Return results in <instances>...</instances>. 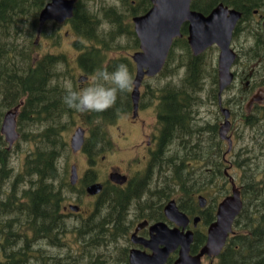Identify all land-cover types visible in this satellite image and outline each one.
<instances>
[{
	"label": "trees",
	"instance_id": "16d2710c",
	"mask_svg": "<svg viewBox=\"0 0 264 264\" xmlns=\"http://www.w3.org/2000/svg\"><path fill=\"white\" fill-rule=\"evenodd\" d=\"M47 2L0 0V122L6 110L23 102L19 109L18 132L32 145V149L25 152L19 173L14 175L9 165L10 152L0 135V215L16 211L22 217L17 224L4 225L0 220V239H58L56 245L61 246L67 233L60 212L65 199L62 191L64 187L72 189L65 183V173L62 176L59 169V160L69 151L64 134L77 124V118L87 129L82 152L89 161L111 151L113 143L108 127L114 125L121 115L131 114L132 87L118 93L115 104L102 112L80 113L67 108L62 102L65 82L72 80L76 88L67 55L49 52L35 56L42 39L50 40L53 47H58L63 37L57 31L59 25L51 22L47 24L51 25L52 34L46 24L36 42L38 16ZM219 3L242 13L235 36L242 30L246 33L254 30L255 48L246 55L248 60L254 61L253 64L258 63L256 68L261 66L258 74L252 76L256 74L264 78V58L257 48L262 34L257 26L251 27L252 30L248 24L244 29L240 28V24L252 19L254 10L260 9L263 0H193L191 9L208 14ZM126 7L131 6L127 3ZM150 7V0H140L131 15L144 14ZM105 20L102 22L96 18L84 8L83 1L76 0L70 25L71 33L76 37L73 46L79 52L77 65L89 77L97 67L103 66L111 71L117 64L124 63L133 77L134 66L127 57L110 58L114 52L138 48L131 19L110 17ZM67 24L69 26V21ZM121 38L126 39L125 46L121 44ZM178 48L183 50L179 65L175 67H180V72H174L170 65L177 62ZM170 72L171 81L164 86L161 83L153 91L161 94L157 108L160 139L164 140L167 134L169 141L176 142L177 146L164 159L159 154L141 178L130 182L127 188H138L137 195L108 196L97 202L90 220L80 225L77 239H87L82 242L94 246L105 242L113 248L110 251L94 248L99 264H115V236L122 229L115 221L124 219V214H116L122 204L126 205V210L131 204L137 205L138 219L158 221L164 220L162 208L165 202L175 199L179 209L188 216L202 215L206 226L214 220L218 200L229 193L223 172L227 165L221 159L224 146L217 134L220 115L216 111L214 118L208 120L200 116L202 108H217L216 68L206 59V52L194 57L186 41H182L173 44L160 75L168 76ZM239 77L245 80L247 75ZM242 92L227 101L234 107L230 111L231 118L239 114L243 125L252 129L249 144L235 152L233 159L241 174L239 188L243 207L216 264H264V105H255L251 114L238 113L237 108H242L246 100ZM164 93L168 96H163ZM93 175L92 170H87L84 181H93ZM21 186V193L5 189H21ZM107 187L105 184L104 190ZM199 194L209 200L203 210L196 202ZM106 205L109 207L105 208ZM105 209L106 215L101 216ZM103 237L109 239L103 241ZM204 242L205 236L197 233L191 253H196ZM174 258L170 256L167 264H171ZM124 260L126 262L127 258ZM0 264H8L7 258L0 256Z\"/></svg>",
	"mask_w": 264,
	"mask_h": 264
},
{
	"label": "water",
	"instance_id": "95a60500",
	"mask_svg": "<svg viewBox=\"0 0 264 264\" xmlns=\"http://www.w3.org/2000/svg\"><path fill=\"white\" fill-rule=\"evenodd\" d=\"M192 0H150L151 8L143 15L132 18L134 33L139 41V50L131 55L135 63V75L132 83L131 101L132 116H137L139 102V88L143 78L157 75L163 68L172 43L181 36L180 28L188 23L187 43L194 56H199L206 49L216 46L219 50L217 57L218 101L221 104L222 92L231 84L234 74L231 67L236 60V53L231 48L233 31L241 19V12L228 8L219 3L208 15H203L190 8ZM75 0H49L41 9L38 16V37L46 23L53 21L64 24L72 18ZM264 31V21L262 23ZM37 37V38H38ZM37 42V41H36ZM85 76H79L77 81L84 82ZM252 101H250L251 103ZM249 103V104H250ZM17 108L7 111L2 119L0 134L8 144L7 150L18 138L16 132ZM224 121L219 129V137L228 142L227 152L231 149V140L226 137L229 129V110L220 108ZM84 141V130L77 128L70 138V148L77 152ZM111 181L124 184L126 178L118 174L110 175ZM77 180L75 166L71 167L70 183ZM101 184H92L86 191L90 195L101 191ZM199 206L204 207L206 200L198 197ZM77 211V208L70 206ZM242 209L240 192L231 180V194L224 197L217 205L215 221L212 222L206 233V242L200 251L192 255L190 246L193 242V233L184 231L189 219L182 213L174 200L166 203L164 214L176 227L168 228L166 224L158 222L150 227L151 238L139 239L132 234L131 241L140 244L150 252L140 249H131L129 264H165L170 254L177 251V258L172 264H200L203 256H218L223 249L227 238L232 233V226ZM194 219V223L198 221ZM181 227V229H179Z\"/></svg>",
	"mask_w": 264,
	"mask_h": 264
},
{
	"label": "flooded vegetation",
	"instance_id": "af4514ba",
	"mask_svg": "<svg viewBox=\"0 0 264 264\" xmlns=\"http://www.w3.org/2000/svg\"><path fill=\"white\" fill-rule=\"evenodd\" d=\"M83 1V0H81ZM140 0H117V5L111 6L110 5H103L97 7L98 13L93 11L92 4L96 5V1L92 0H85V3H87L86 8L89 12L94 14L96 18L99 19H107L110 17H116V18H127L131 19L135 16L139 15H131V11L133 9L137 8V4ZM130 4V8L126 7V4ZM263 5V6H262ZM261 5L260 9L254 10L252 14V19L250 20L253 23H257V28L260 30L262 34L261 41H258L257 48L260 50V52L263 54L264 58V31L262 29V23L264 21V0L263 4ZM256 11V12H255ZM142 15V14H141ZM69 19V33H71V25H70ZM246 23V22H245ZM259 32V35H260ZM181 36L178 38H175L173 41V44L176 42H182L186 41L187 43V35H188V23L185 22L182 24L180 28ZM239 35H233L231 46L233 43V40ZM254 39V38H253ZM260 43V44H259ZM74 47V46H73ZM255 48V40L253 43V46L251 49ZM250 49V50H251ZM137 51V49H136ZM135 52V51H134ZM238 55V54H237ZM240 55V54H239ZM239 55L237 56L239 59ZM130 58V56H129ZM168 60V59H167ZM258 66V63L254 64L252 66V69L248 73V77H251L253 74L254 67ZM234 74V81L236 80L242 87V90H248L249 89V80L244 83L247 78L244 80V77L240 78L237 73L233 72ZM162 77L160 74L154 77H145L140 88L144 86L147 88L144 93L140 92V99H139V108L138 113L136 117L132 116V113L130 114V119H125L126 123L124 125L114 126V130L116 132H119L115 137V147L112 148L111 151L106 153L104 156H100V161H107L110 157L109 154L119 152L116 164H108L110 166H107L104 168V172L108 173L107 179L104 181L100 180V177L97 172V159L93 161H89L86 155H83L85 159V165L91 166L88 167L82 175H79V171L77 168V165H74L78 172V180L72 189V192L76 195V197H80L81 199H93V203L90 207H88L86 210L81 209L79 205L77 211H73L69 209V212L65 211L69 215L76 217V216H83V219H81V222L89 221L90 216L93 214L94 209L98 206L99 201L104 200L108 198V196L113 194H118L121 196L125 195H133L138 194L139 189L138 188H127V186L130 184L132 180H136L137 178H141L146 171L149 169L150 163L155 159L159 154H162V159L166 158L174 149V147L177 146V143H173V141H169L167 138V134L164 140L160 139V131L161 127L159 125V119H158V105L160 104V96L161 94L158 91H153L152 88L149 87L148 84H146V80L153 79V78H159ZM233 81V83H234ZM168 81H165V83L162 84L164 86ZM237 84V85H239ZM233 86V85H231ZM230 88V87H229ZM251 88V87H250ZM158 89V88H156ZM228 90V89H227ZM226 91V90H225ZM259 91H262L259 89ZM143 94V96H142ZM224 94V91H223ZM163 96L167 97L168 94L164 93ZM143 98H145L147 102L146 108L142 105ZM253 101L252 104H247L249 107L251 105L260 104L261 101L256 97H252ZM23 102H20L18 106L17 113H16V129L18 131V117L20 115V107ZM221 105L223 108L228 109V101L222 100ZM246 105V106H247ZM217 107L219 109V101L217 97ZM247 107V108H249ZM151 108V112L155 115L156 125L148 129L146 128L145 121L140 119V113L142 111L149 110ZM254 109V106H252V110ZM220 113V118H221ZM126 117V114L121 115L120 118L117 119L116 123ZM231 117V116H230ZM222 116V120H223ZM115 123V124H116ZM121 127L124 128V130L121 129ZM219 127V123H218ZM87 134V131H86ZM231 136H229L233 141V134L230 133ZM222 144L226 145L225 141H222ZM117 146V148H116ZM122 151H127L131 154H142V161H141V167H138V169H132L131 171L128 170L127 165L124 160L118 159L121 157ZM80 152V151H79ZM77 152V153H79ZM76 153V154H77ZM222 159V156H221ZM224 160V158H223ZM228 163V162H227ZM69 168V172H70ZM229 168V167H227ZM87 170H92L94 173L93 175V181H90V179H87L84 181V175ZM111 174H118L121 176H124L126 178V183L123 185H120L118 183L112 182L109 177ZM138 182V181H137ZM94 183H100L102 185V189L98 194L95 195H89L86 193L87 187H89L91 184ZM107 184L108 187L104 190V185ZM138 184V183H137ZM78 185V186H77ZM114 186V187H111ZM118 186V187H117ZM8 191L23 192V189H12V188H5ZM104 190V193L101 195V192ZM136 194V195H137ZM84 197V198H83ZM127 197V196H125ZM21 201H25V199H20ZM79 200V201H80ZM109 207V205H106L105 208ZM136 207V210H135ZM119 212L116 214L122 215L124 213V219L122 221H115L116 224L119 227H122V229L119 230V234L116 235V243L114 244V254L115 255V264H129V252L132 248H139L141 249L144 247L139 244H131L130 239H132V234H136V236L139 239H150L151 238V232H150V226L154 223L163 221H149L147 219H138L137 218V205L131 204L128 209L126 210V205L122 204L121 207H119ZM106 215V209L104 210L103 214L101 216ZM190 221L187 225L186 229L193 231L194 239L197 233L205 235L204 230L200 229L199 226H201L203 229V216L202 215H194V216H188ZM194 217H199V220L194 223ZM0 220L4 225L8 224H17L22 220V217L19 215L18 212L12 211V213L8 214H2L0 215ZM113 221V220H112ZM145 221L147 223H145ZM168 227H174L173 224H169V222H165ZM3 225V226H4ZM80 226H74L72 231V239H63V244L61 246L56 245V241L58 239H0V243H2V246H0V256H3L6 260H8V264H12L13 261L18 262L19 264H99L97 262V258H95V252L93 251L95 247L98 249L105 251V250H113L112 246L100 244L98 246L85 244L82 241L87 239H77V232L79 230ZM181 229V228H179ZM3 238V237H2ZM103 239H109V237H103ZM124 239H128V241H125ZM91 240H89L90 242ZM104 241V240H103ZM121 242H125V245H121ZM92 250V251H91ZM109 250V251H110ZM148 252V250H146ZM26 259H25V258ZM125 257L127 258L125 262ZM25 260V261H24ZM14 264V263H13Z\"/></svg>",
	"mask_w": 264,
	"mask_h": 264
},
{
	"label": "rangeland",
	"instance_id": "374dc122",
	"mask_svg": "<svg viewBox=\"0 0 264 264\" xmlns=\"http://www.w3.org/2000/svg\"><path fill=\"white\" fill-rule=\"evenodd\" d=\"M92 1H96V5L92 4V8L93 11L98 13L97 7L100 6L101 4L107 6L110 5L111 6H115L117 5L116 1L117 0H92ZM84 3V8H86L87 3H85V1L83 0ZM263 6V5H262ZM102 20V22H105V19H100ZM246 24H248L250 30H252L253 28L251 27H256L257 23H253L251 21H248L246 23H242L240 24V28L244 29ZM47 30L52 34V27L50 24H47ZM104 26V25H103ZM57 31L63 36L60 44L58 47H53L51 45L50 40H45V39H40L41 40V45H39L38 50L36 51L35 56H40L42 54L45 53H63L65 55H67L68 59H69V66L71 67V73L74 76V80H75V86L76 88H79L84 82L82 83H78L76 82V79L79 75L82 74V72L80 71L77 62H76V58L79 54V52L77 50L74 49L73 44L76 40V37L69 33V35L66 34V32L69 31V26L68 24H63V25H59V28L57 29ZM254 34V30H252L251 32H247L244 30H242V32L240 33L239 36H237L232 43V48L237 52V54L239 55V59L237 60V62L233 65L232 67V71L237 73L238 75H243L246 74L248 76L249 71L252 69V66L254 65V61L253 60H248L249 56H247L246 54L248 53V51L251 49V47L253 46L254 43V39H253V34ZM120 42L123 46H125L126 44V39L125 38H121ZM133 50H127V49H123L120 52H114L113 54H110V58H114V57H129L133 52ZM183 52V50H181L180 48L177 49L175 57L177 58V62L172 63L170 65V69H175L174 72L178 71L180 72V67L175 68L176 66L179 65V60L181 57V53ZM217 55H218V50L215 47H211L206 51V59L210 60L212 62V65L215 66L216 68V60H217ZM257 67V66H256ZM254 67L253 69V73H256L257 70H259L261 68V66H259L258 68ZM258 74V73H256ZM248 77L247 80H249V89L248 90H242L240 91V89H242L241 85L235 80L234 83L232 84L233 86H230V88L228 90H226L223 94L222 100H228V99H234L235 98V94L239 95L241 94V92L243 93V97L246 98L245 102L243 103L242 108H237L238 113L243 112V114L247 115V114H251L252 113V106H255L254 104L251 105L249 108H247V104L250 102V100L252 99V97H256L257 101L258 99H260L261 101L259 102L260 104L258 105H264V78L259 77L257 75ZM170 75V76H169ZM168 76H163L160 78H153V79H149L146 80V84L149 85L150 88L152 89H156L160 86L161 83H165V81H171V72ZM69 82L72 83V85H74L72 80H69ZM254 83V86H251ZM239 84V85H237ZM209 83L206 82V87L208 88ZM251 87V88H250ZM146 87L143 86L140 88V92L144 93L146 91ZM259 89H261L262 91H259ZM143 96V94H142ZM205 96V95H204ZM255 101V100H253ZM252 101V102H253ZM147 100L145 98H143L142 101V105L146 108L147 106ZM254 103V102H253ZM252 104V103H251ZM207 108V109H206ZM206 108H202L200 110V116L205 118L206 120L213 119V113H216V111L219 113V109L214 108L210 109L209 107ZM230 111H232L234 109V107H232L231 105L227 107ZM253 109V110H254ZM11 110V109H9ZM151 108H149V110L146 111H142L140 113V119L144 120L146 128L151 129L156 125V120H155V115L154 113L151 112ZM8 110H6L7 112ZM220 115V113H219ZM239 114H237L234 118L230 117V125H229V130L227 131L226 136H231V134H233V141H232V149L234 150L232 153H230L227 157V160L230 163V167L227 169V172L229 173V175L233 178V180L239 185L240 184V180L239 177L241 176L240 171L238 168H236L234 166V153H238L239 151H241L242 148H244L247 144H249L250 141V137L252 135V129L245 127L242 123V117L239 118L238 117ZM125 119H130V114L126 115V117H124V119L118 121L116 124L110 126V129L108 127V133H109V137L111 138L114 147H115V137L119 132H116L114 130V126H121L124 125L126 123ZM77 124L70 129L69 131H67L64 134V137L68 143L69 138L73 132L74 128L83 126L79 119L76 118ZM219 123V128L221 126V124L223 123L222 120V116L220 118V120L218 121ZM1 125V122H0ZM122 130H124L123 127H121ZM32 145L29 144L27 141H25V138L22 137L21 138V133H19V136L17 138V141L15 142V144L13 145L12 149L10 150V156H9V165L10 167L13 168V172L14 175L19 173V168L24 160V155L25 152H28L29 150L32 149L31 147ZM117 148V146H116ZM225 149V146H224ZM119 152H115V153H111L109 154V159L107 161H100L99 158L97 160V172L98 175L100 177L101 181H104L107 179V175L108 173L104 172V168H106L109 163L115 165L116 161H117V157H118ZM121 157L118 159L119 160H124L128 170L131 171L132 169H138V167H141V161H142V154H131L128 153L127 151H122V153L120 154ZM71 164H75L77 165L78 171H79V175H82L84 173V171L88 168V165H85V159L83 157V154H73L70 149L67 152V154H65L60 160H59V169L60 172L62 174V176L65 173V183H68V176H69V168ZM228 165V164H227ZM78 186V185H77ZM23 188V186H21V189ZM229 190V187H228ZM215 193V189L213 190L212 194ZM229 194V193H228ZM62 196L65 198L64 202H63V206L67 207L69 204L72 205H79L81 207V209L86 210L88 207L91 206V204L93 203V199H81L80 197H76V195L74 194V192H72V190L68 189L67 187H64L63 191H62ZM84 198V197H83ZM80 200V201H79ZM124 214V213H123ZM67 216H65V220H66V227H67V233H66V239H72L70 232L73 231L74 226H79L81 219H83V216H76L73 217L71 215H69L68 213H66ZM200 229L204 230L201 226H199ZM121 245H125V242H121ZM19 262V261H18ZM16 263L14 261V264H19ZM201 264H216V260L213 259L210 261V259H203Z\"/></svg>",
	"mask_w": 264,
	"mask_h": 264
},
{
	"label": "clouds",
	"instance_id": "9594fccd",
	"mask_svg": "<svg viewBox=\"0 0 264 264\" xmlns=\"http://www.w3.org/2000/svg\"><path fill=\"white\" fill-rule=\"evenodd\" d=\"M132 83L126 64L119 63L111 71L100 66L79 88H74L71 82L66 81L62 102L76 112H102L113 106L117 94L130 89Z\"/></svg>",
	"mask_w": 264,
	"mask_h": 264
},
{
	"label": "bare ground",
	"instance_id": "6f19581e",
	"mask_svg": "<svg viewBox=\"0 0 264 264\" xmlns=\"http://www.w3.org/2000/svg\"><path fill=\"white\" fill-rule=\"evenodd\" d=\"M1 52H2V51H1ZM12 109H13V108H12ZM12 109H11V110H12ZM8 111H10V110H8ZM24 258H25V257H24ZM25 259H26V258H25ZM24 261H25V260H24ZM15 262H16V261H15ZM13 263H14V261H13ZM13 263H12V264H13ZM16 263H17V262H16ZM16 263H15V264H16Z\"/></svg>",
	"mask_w": 264,
	"mask_h": 264
}]
</instances>
